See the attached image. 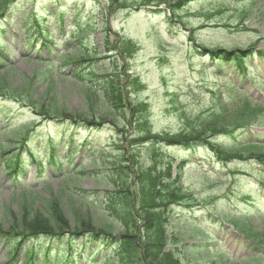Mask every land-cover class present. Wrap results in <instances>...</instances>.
I'll use <instances>...</instances> for the list:
<instances>
[{
  "label": "rangeland",
  "instance_id": "obj_1",
  "mask_svg": "<svg viewBox=\"0 0 264 264\" xmlns=\"http://www.w3.org/2000/svg\"><path fill=\"white\" fill-rule=\"evenodd\" d=\"M120 3L115 6L109 0H98V4L88 1H80V5L85 10L86 15L94 13L95 16V29L89 33L91 36V44L89 47L97 46L99 55L102 56L103 46L100 40V31L102 29L114 28L118 33V37H121V44L119 48H129L134 51L127 61L121 60L117 62L110 61L108 64L99 59V63L104 64L105 69H108L105 73L107 79H110L113 71H119V75H122L125 81L129 76V80H132V76H137L143 83L132 84L136 87H130L128 92V98L131 102L137 103L140 101L146 102L147 110L146 114L150 120L151 127L158 131L178 132L180 130H188L192 122L186 123L181 118L183 112L190 116H196L199 112L212 110L208 102L200 100L203 104H194L192 101L181 100L175 104L171 101V97L168 92L176 91L184 88L193 79H198V75L191 70V65L197 69L203 64H207L205 59H199V57L191 58L190 51L187 50L186 33L183 35V26L176 24L170 27L171 32H167L168 29L164 22L165 11L159 14L153 13L147 9H139L136 5L131 6L129 9H119V6H124L129 2L138 3L140 0H119ZM67 9H70L72 1L67 0ZM123 4V5H122ZM102 9L103 19L105 24L101 26L100 18L98 17L99 8ZM209 8L214 12L213 16H194V12L198 10L206 11ZM84 14V15H85ZM186 20V28L190 30L193 28L194 32H191V37L194 41L204 43L208 46L220 45L223 47L232 48H244L249 44L258 41V46L261 50H264L262 37H264V0H196L188 4L183 8L182 14ZM155 27L157 29H155ZM154 29V30H152ZM99 31V32H98ZM109 31V30H108ZM117 39V38H116ZM130 40V43H127ZM197 43V42H196ZM192 59L190 64L188 59ZM258 66V78L256 84L252 85L255 88H247L250 91V95L255 100L249 103L239 102L227 107L228 114L233 120V123L237 122L234 119L248 113L249 115L258 116L259 109L264 106V60L260 59L258 55L251 58ZM205 61V62H204ZM116 63V65H115ZM18 78H22V74L26 73L30 79L35 77L40 78L44 72L43 67L37 66L34 63H23L17 68ZM38 69V70H36ZM36 70V74H35ZM132 74H130V73ZM15 73V72H14ZM11 75H14L11 73ZM208 81L214 80L212 71L208 69L205 74ZM52 87V95H56L59 100L65 101L69 108L81 112L80 108L85 105L83 103L82 94L77 91L75 85L79 84L69 82L71 79H61L52 75L49 77ZM263 80V82L260 81ZM41 80H36L39 82ZM258 84L261 85V89L257 90ZM249 85V84H248ZM81 87V86H80ZM38 95H41L45 86H38ZM51 90V89H50ZM47 90H44V92ZM183 91H180V95ZM182 96V95H181ZM2 97H0L1 99ZM253 101H258L257 105ZM0 100V106H3V111L8 108ZM7 102V101H6ZM224 102H228L225 99ZM256 108V109H255ZM80 110V111H79ZM255 110V112H254ZM194 118V117H193ZM258 130L264 133V126L258 127ZM114 139V137H113ZM106 149L110 152L112 143L110 141L104 142ZM108 144V146L106 145ZM138 153V152H137ZM139 155V154H138ZM43 156V153H41ZM140 158V155H139ZM233 160L227 164L226 167L215 164V168L219 171V176L216 178L215 174L208 171L207 167L202 168L188 167L185 175V186L197 197L200 202L206 203L204 210H210L215 213H221L222 209L230 210V213H235L230 209L229 204H235L239 208L243 206L242 202L235 196V194H242L245 191H252L256 194L254 202L260 201L259 205L252 208L257 218H255V224L262 233L261 229H264V203L260 200V192L256 189L255 183L257 180L255 171L262 169V167L253 164H244L234 162ZM145 162V159L141 160ZM1 166V165H0ZM1 169V167H0ZM28 176L24 178L21 183L25 187L42 182V179L35 176V166L30 165L27 169ZM207 174V178H202V173ZM49 183L53 189L58 185L59 181L56 178H49ZM75 186L84 188L90 187L92 184L88 178H75L73 179ZM10 177L4 175L0 171V221L2 218V212L5 210V206H16L18 204L19 197L12 194L10 190ZM39 183V184H40ZM36 187V186H35ZM95 187V186H94ZM119 202L121 199L118 200ZM244 205H246L244 203ZM94 210V209H93ZM96 213H100L94 210ZM246 212L242 211V213ZM92 212L94 218H101L100 215ZM120 213L126 218L130 219L129 210L124 207L120 209ZM71 215V212H67V218ZM86 219L85 216H83ZM116 223V218L113 216ZM261 218V219H260ZM97 220V219H96ZM95 223H99L95 221ZM109 225L111 222H105ZM118 224H121L120 220H117ZM179 225H181L178 222ZM106 225V226H107ZM117 233H122L119 226L114 227ZM185 232V229H184ZM126 234L125 231H123ZM179 236V235H177ZM238 237V236H237ZM191 238H186L182 242H191ZM234 241L238 242L235 243ZM242 239L233 238L227 241L230 246L227 254L234 256V249L238 250L240 254H247L249 257H253L250 264H255L256 256L260 258V252L251 249H243ZM180 242L177 246H180ZM2 254H5L3 252ZM179 256L182 261H186V264H194V253L188 249H183L181 246L179 250ZM205 259L199 260L197 264H202ZM242 262V261H241ZM258 263V262H257Z\"/></svg>",
  "mask_w": 264,
  "mask_h": 264
},
{
  "label": "trees",
  "instance_id": "obj_2",
  "mask_svg": "<svg viewBox=\"0 0 264 264\" xmlns=\"http://www.w3.org/2000/svg\"><path fill=\"white\" fill-rule=\"evenodd\" d=\"M199 47L202 48L203 52L206 51L204 47ZM207 52L210 53L211 56L221 58L225 61L231 59L233 56L239 60L242 58L241 55L234 54L233 52L229 53L226 50L216 49L208 50ZM0 87H2L1 89H5L7 84L5 82H0ZM100 87L103 90L106 103L110 104L109 111L105 112L103 110L105 114H99V116H97L95 108L88 110L86 114L81 112L73 113L56 103L55 105L46 104L42 107V110H47L49 114L55 117L68 118L71 120V123L75 125H79V121H83L86 126H97L102 124L108 117H112L111 123L117 125L115 122H119L124 114L121 101L123 98V95H121V85L118 83L116 86H106L102 83ZM87 88L91 89L92 85ZM24 95L27 99H30L31 104L35 103L29 93L24 91ZM84 95L89 98L88 101L91 100L92 103L98 106L96 96L93 94L91 95V92L87 91ZM89 95H91V97ZM100 112L102 113L101 109ZM133 113H136L135 120L137 119L138 125L143 126V129L140 130L136 128L139 132L136 133L134 138L128 140V143H138L139 146L145 147V154L150 152V154H148L150 160L148 161L150 162L151 168L138 169L136 166L133 167V170L137 171V174L141 172L137 176L135 184L131 186L132 190L135 189L133 202L138 207L141 218L144 217L141 222L138 223L132 235L124 237L112 236L111 234L108 235L106 232L110 233V231L107 226H100V228L96 229L90 219H84L82 217L83 214L80 213L86 211V216H90L91 213L89 209L83 211V209L76 208L75 213L77 214V219L74 217L73 222L75 223L70 225L63 209L60 208L56 201H50L46 208L44 207L45 212L38 211L31 213L26 209V206H22L21 212L17 214L13 213L14 219H17L16 223L20 225L26 224L32 231L40 230L53 233L55 231L62 232L64 229H69L74 232V234L81 233L88 239L93 238L90 242L104 239L116 241L118 264H144L142 262L143 258L146 264H178L171 253L163 254L160 252L163 246L167 244V239H165V237L168 226L171 225L170 215L174 212L172 205L180 203L181 200L186 201L190 198V195L184 192L183 186L178 183L182 166L180 165L177 176L172 178L170 174V160L160 150L159 143H157V137L159 139H162V137L156 135H151V137H149V128L145 127L147 126V122L145 118L141 116V111L135 110ZM216 130H218V128L214 121L207 122L201 124L192 134L183 133V135L178 138L169 137L167 139L172 143L204 142V137ZM22 135L23 138H25L27 132ZM117 151L116 155L111 157L103 152L106 156H103V158L97 161L102 162L104 167L109 166L112 170L111 172L114 173L113 183L116 185L118 184L115 192H120L117 200L121 199L125 204H129V178L131 180V173L133 172L130 168L132 167L131 165L136 163L134 159L135 154L134 150H129L128 152L123 150ZM108 200L111 208L117 205V202L115 203L116 198L113 195H109ZM107 208L110 209L109 207ZM111 212L113 211L111 210ZM66 225L70 226V228L65 227ZM139 226L142 227L140 231H138ZM141 249H143V253ZM107 261L111 263V257H109Z\"/></svg>",
  "mask_w": 264,
  "mask_h": 264
}]
</instances>
